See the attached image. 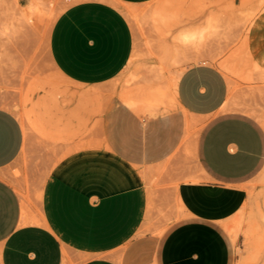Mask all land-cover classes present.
<instances>
[{
	"label": "crops",
	"instance_id": "crops-1",
	"mask_svg": "<svg viewBox=\"0 0 264 264\" xmlns=\"http://www.w3.org/2000/svg\"><path fill=\"white\" fill-rule=\"evenodd\" d=\"M154 2L78 0L53 22L50 57L77 104L55 120L57 158L30 202L5 175L24 147V128L0 106V264H150V247L136 253L132 238L147 212L152 177L167 169L193 119L203 123L195 152L204 177L178 182L181 217L161 236L157 264H230L229 239L239 228L233 233L224 224L240 219L241 183L264 161L257 124L264 118L256 117L264 111L250 108L251 98L263 99L264 108V6L245 39L254 88L232 91L222 69L195 53L199 41L184 32L179 45H190L193 60L179 54L173 64L145 65L131 81L110 82L134 52L125 9L142 11L136 17L146 32V8ZM149 17L162 19L155 9ZM149 89L158 97H146Z\"/></svg>",
	"mask_w": 264,
	"mask_h": 264
},
{
	"label": "rangeland",
	"instance_id": "rangeland-1",
	"mask_svg": "<svg viewBox=\"0 0 264 264\" xmlns=\"http://www.w3.org/2000/svg\"><path fill=\"white\" fill-rule=\"evenodd\" d=\"M13 1L0 0V106L18 117L25 143L18 158L5 168V175L22 200L30 202L37 199L49 167L57 158L54 151L62 139L54 128L55 120L77 104L73 102L75 91L52 62L49 34L57 16L78 0H33L38 4L35 9L26 8L29 0ZM261 1L155 0L146 8V32L136 17V12L142 11L125 9L134 29V52L128 65L110 82L131 81L145 65L148 71L154 63L173 64L179 54L183 62L193 60L190 45H179V40L185 44L180 38L184 32L193 38L192 42L199 41L193 47L195 53L208 56L222 69L232 91L256 87L245 39L252 17L264 6ZM154 9L162 19L149 17ZM262 101L251 98V110L264 111ZM257 124L264 130V120ZM202 127L203 123L197 124L195 119L184 124L182 138L168 157L167 169L158 171L148 185L147 212L132 242L136 253L150 247V264H157L161 236L181 217L175 196L178 182L204 177L195 152ZM241 185L246 190V201L239 230L233 240L228 238L230 264H264V161Z\"/></svg>",
	"mask_w": 264,
	"mask_h": 264
},
{
	"label": "bare ground",
	"instance_id": "bare-ground-1",
	"mask_svg": "<svg viewBox=\"0 0 264 264\" xmlns=\"http://www.w3.org/2000/svg\"><path fill=\"white\" fill-rule=\"evenodd\" d=\"M13 1V0H12ZM14 2V1H13ZM37 2V1H36ZM260 2H262L263 3V1H261L260 0ZM35 1L33 2V0H32V2H31V4H29L28 6H26V8L27 9H35V8H37V6H38V4L37 3H35ZM35 5H37V6H35ZM260 6V5H259ZM255 10H256V8H255ZM34 11V10H33ZM40 12V11H39ZM31 14V13H30ZM25 16V15H24ZM30 16V15H29ZM2 30V29H1ZM245 49H246V51H245V53H246V56H247V59H248V61L250 62V64L253 66V67H256V65L252 62V60L250 59V57H249V54H248V51H247V47H246V45H245ZM146 92V97H153V98H157L158 97V93H159V91L158 90H152V89H149V90H146L145 91ZM142 93V92H141ZM27 102V101H26ZM28 114H29V112H28ZM30 115V114H29ZM27 120H29L30 118H26ZM25 119V120H26ZM32 119V118H31ZM188 120H189V118H188ZM193 127V126H192ZM191 129V128H190ZM31 219H33V217L31 218ZM239 221H240V219L238 218V217H236L233 221H231V222H228V223H225L224 224V226L229 230V231H231V232H233V233H235L237 230H238V228H239ZM64 257H66V254H64ZM65 262H66V260H65Z\"/></svg>",
	"mask_w": 264,
	"mask_h": 264
}]
</instances>
